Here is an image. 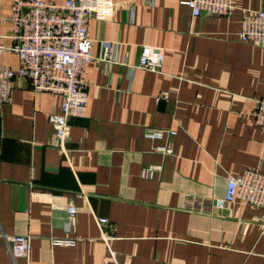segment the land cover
Segmentation results:
<instances>
[{
  "label": "crops",
  "instance_id": "0c3cea01",
  "mask_svg": "<svg viewBox=\"0 0 264 264\" xmlns=\"http://www.w3.org/2000/svg\"><path fill=\"white\" fill-rule=\"evenodd\" d=\"M114 1L112 17L88 22V107L71 118L63 150L50 121L60 94L22 77L0 106V264H264V207L217 205L229 176L264 173V129L254 118L264 46L238 36L244 12L264 10V0L199 17L183 0ZM12 2L0 0L6 46ZM102 41L113 44L108 60ZM144 46L163 50L160 72L138 67ZM0 63L18 69L20 59L3 52ZM147 128L177 134L151 140ZM168 143L172 154L158 150ZM150 165L161 169L142 178ZM14 235L31 237L28 258L11 254Z\"/></svg>",
  "mask_w": 264,
  "mask_h": 264
},
{
  "label": "built area",
  "instance_id": "2783aa9c",
  "mask_svg": "<svg viewBox=\"0 0 264 264\" xmlns=\"http://www.w3.org/2000/svg\"><path fill=\"white\" fill-rule=\"evenodd\" d=\"M194 17L201 15L227 16L234 9L233 0H183ZM114 0H65L57 3L50 0H13L11 6V34L13 45L0 43V54L14 52L20 59L18 69L0 63V106L12 99L18 78L30 80L35 91H48L63 97L61 111L50 115L55 129L53 144L64 149L70 137L71 118L83 117L87 112L89 83L85 79L86 67L94 59L93 40L88 35L91 18L106 20L115 13ZM239 39L245 43L264 46V10L244 12ZM103 59L111 58L113 44L102 41ZM164 63L161 48L144 46L141 51L139 68L160 72ZM254 118L264 129V98L256 100ZM175 130L147 128L145 137L162 140L173 137ZM163 154H172L171 143L158 148ZM161 168L145 166L141 177L153 179ZM239 202L244 206L264 207V173L258 169H248L228 178L225 196L217 202ZM210 203L199 205L208 209ZM77 208L68 206L70 218H74ZM264 224V214L261 218ZM106 224L107 218H99ZM53 245L75 246L76 238H55ZM31 237L14 235L9 238V249L13 257H29Z\"/></svg>",
  "mask_w": 264,
  "mask_h": 264
}]
</instances>
